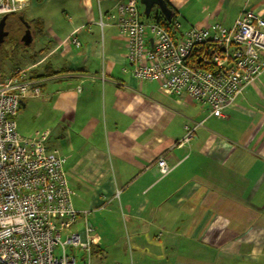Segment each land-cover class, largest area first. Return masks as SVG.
Masks as SVG:
<instances>
[{"label":"crops","instance_id":"crops-1","mask_svg":"<svg viewBox=\"0 0 264 264\" xmlns=\"http://www.w3.org/2000/svg\"><path fill=\"white\" fill-rule=\"evenodd\" d=\"M28 1L11 24L25 22L37 42L22 67L41 94L22 100L21 116L63 158L78 212L70 231L90 225L94 261L264 264V74L214 118L161 81L132 77L115 23L128 0ZM166 2L179 34L231 28L242 9L264 21V0Z\"/></svg>","mask_w":264,"mask_h":264},{"label":"built area","instance_id":"built-area-1","mask_svg":"<svg viewBox=\"0 0 264 264\" xmlns=\"http://www.w3.org/2000/svg\"><path fill=\"white\" fill-rule=\"evenodd\" d=\"M28 2L0 0V20L21 13ZM116 11L132 77L161 81L169 94L188 97L211 117L222 118L264 74V21L248 9H242L231 28L215 23L179 34L173 20L175 38L159 23L142 19L138 0L119 4ZM70 42L80 45L73 36ZM40 94L39 81L27 70L17 66L8 75L0 72V264H99L93 258L97 240L90 225L70 231L78 212L72 207L64 160L46 148L47 132L29 137L17 132L22 100ZM202 124L185 126L181 143ZM156 166L160 177L172 170L163 157Z\"/></svg>","mask_w":264,"mask_h":264},{"label":"rangeland","instance_id":"rangeland-1","mask_svg":"<svg viewBox=\"0 0 264 264\" xmlns=\"http://www.w3.org/2000/svg\"><path fill=\"white\" fill-rule=\"evenodd\" d=\"M140 9L143 12L142 5H140ZM14 17H16V15H14ZM14 19L15 18H13V16H9L7 18L9 23H12ZM24 31H25V28L21 24V26L15 30L13 36L10 35L6 38L5 42L0 48V72L4 75H8L9 74L8 72L11 69L13 70V68L17 66L19 68H23L24 66H26L29 63L27 60L28 59L27 55L32 53L34 49L35 50L37 49L36 41H33V43H30L28 45H23L21 43L20 38L23 35ZM21 114L22 112L19 111L16 117V124L18 127L17 132L21 137L33 136L36 134V131L43 130L42 126L39 127L37 124L31 125L29 123V120L26 118L25 114L24 116H21ZM64 239H65V236H61V241H63ZM67 252L73 253V250H67Z\"/></svg>","mask_w":264,"mask_h":264},{"label":"water","instance_id":"water-1","mask_svg":"<svg viewBox=\"0 0 264 264\" xmlns=\"http://www.w3.org/2000/svg\"><path fill=\"white\" fill-rule=\"evenodd\" d=\"M139 4L143 7V15L149 17L153 9H156L163 19L169 24L174 17V12L168 7L166 0H138ZM7 16H3L0 20V48L8 37V32L5 30ZM25 31L20 38L23 45H28L32 41V34L29 26L22 23Z\"/></svg>","mask_w":264,"mask_h":264},{"label":"trees","instance_id":"trees-1","mask_svg":"<svg viewBox=\"0 0 264 264\" xmlns=\"http://www.w3.org/2000/svg\"><path fill=\"white\" fill-rule=\"evenodd\" d=\"M152 12H153V14H152ZM152 12H151L149 17H145L144 15H142V19L144 21H154V22L159 23L165 30H167V32L170 34V36L172 38H175L176 34H175V32H173V29H172V22H173L174 17L172 18L171 22L168 24L156 9H153ZM11 16H14V15H11ZM11 71H12V69H11ZM47 76H49V75H47Z\"/></svg>","mask_w":264,"mask_h":264},{"label":"flooded vegetation","instance_id":"flooded-vegetation-1","mask_svg":"<svg viewBox=\"0 0 264 264\" xmlns=\"http://www.w3.org/2000/svg\"><path fill=\"white\" fill-rule=\"evenodd\" d=\"M17 24H19V22H16V24H15L16 26H14L11 23H9L8 20H6L5 30L8 32V36H10V35L13 36V34L17 28Z\"/></svg>","mask_w":264,"mask_h":264}]
</instances>
